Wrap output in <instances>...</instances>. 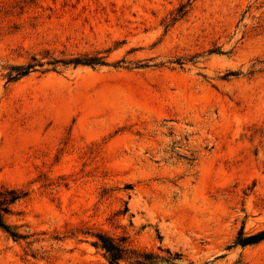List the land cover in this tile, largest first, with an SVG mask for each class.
<instances>
[{"label": "rangeland", "instance_id": "1", "mask_svg": "<svg viewBox=\"0 0 264 264\" xmlns=\"http://www.w3.org/2000/svg\"><path fill=\"white\" fill-rule=\"evenodd\" d=\"M0 187V264H264V0H0Z\"/></svg>", "mask_w": 264, "mask_h": 264}, {"label": "trees", "instance_id": "2", "mask_svg": "<svg viewBox=\"0 0 264 264\" xmlns=\"http://www.w3.org/2000/svg\"><path fill=\"white\" fill-rule=\"evenodd\" d=\"M25 196V193L19 192L13 188L0 187V228L5 230L15 238L22 237L13 231L5 220V216L11 211V207L18 200ZM264 239V230L241 240L242 245L254 244ZM93 246L102 251L103 257L108 264H178L179 254H169L167 257L159 256L156 251L140 250L130 247L121 239H115L106 233L96 234V240ZM162 251V250H160Z\"/></svg>", "mask_w": 264, "mask_h": 264}]
</instances>
